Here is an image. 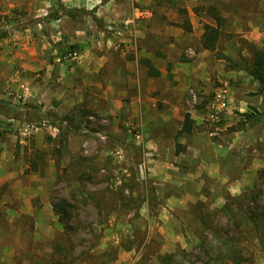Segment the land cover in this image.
Returning <instances> with one entry per match:
<instances>
[{"label":"rangeland","instance_id":"rangeland-1","mask_svg":"<svg viewBox=\"0 0 264 264\" xmlns=\"http://www.w3.org/2000/svg\"><path fill=\"white\" fill-rule=\"evenodd\" d=\"M149 5L198 33L181 54L190 74L167 101L141 112L128 107L130 92L121 112L106 113L102 102L91 105L79 57L63 61L78 82L73 100L58 101L51 84L47 100L30 102L23 85L15 107L0 100V157L15 154L25 173L49 179L48 210H30L40 195L1 181L0 264H30L32 253H49L46 264H264V99L248 71L264 49V0ZM216 12L224 22L210 50L202 37ZM58 14L82 26L90 19L84 7L61 0H0V42L13 36L16 46L39 45L46 21ZM63 42L61 56L75 45L84 51L83 43ZM221 87L229 106L216 117ZM247 112L261 120H246ZM187 114L191 132L182 130ZM30 138L31 145L21 142ZM62 200L71 205L67 221L53 209Z\"/></svg>","mask_w":264,"mask_h":264},{"label":"crops","instance_id":"crops-1","mask_svg":"<svg viewBox=\"0 0 264 264\" xmlns=\"http://www.w3.org/2000/svg\"><path fill=\"white\" fill-rule=\"evenodd\" d=\"M61 1L68 7H84L90 15L88 25L82 26L69 19L67 14H58L46 21L39 45L33 40L34 45L28 42L16 46L13 36L0 42V100H9L4 104L16 106V96L23 93L22 85L27 89L25 98L30 102L51 97L47 88L50 84L59 87L55 93L58 101L73 100L78 82L69 80L70 72L65 70L63 61L67 56H61L59 52L63 40L85 45L84 51L79 50L78 59L81 58L79 62L88 78L82 77L80 82L84 86L87 84L91 105L102 102L106 113L121 112L126 107L124 97L130 92L128 107L141 112L150 104L156 107L158 101L172 97L175 83L181 76L186 78L190 74L181 54L198 33H186L170 24L165 20H170V13L167 17L160 11L149 10L152 0ZM80 88L83 90V85ZM28 94L32 95L28 97ZM21 142L26 146L33 141L30 138ZM2 180L18 193L40 195L39 205L31 204L27 207L30 210H48L49 179L47 176L43 179L37 173H25L15 154L0 157V184ZM43 234L47 238L48 229L41 231ZM32 254L36 259L39 256L40 261L35 259L30 264H46L41 259L49 253Z\"/></svg>","mask_w":264,"mask_h":264},{"label":"trees","instance_id":"trees-1","mask_svg":"<svg viewBox=\"0 0 264 264\" xmlns=\"http://www.w3.org/2000/svg\"><path fill=\"white\" fill-rule=\"evenodd\" d=\"M67 13H71V11H67ZM214 18L216 20V24L206 23L204 25V33L202 37V44L204 48L214 50L217 47V43L219 37L221 35V26L224 22V17H222L219 13H214ZM186 28L191 30V25H187ZM78 46H72L70 51L77 50ZM249 73L252 74L259 83V93L263 96L264 99V49H259L254 57H253V65L248 69ZM10 105V104H6ZM12 106V105H10ZM14 107V106H12ZM246 120L248 121H259L261 118L259 117V112H247ZM193 128V120L190 114L186 115L183 129L186 132H191ZM70 203L67 200H62L56 202L53 205L54 211L60 215V219L63 221H67L70 218Z\"/></svg>","mask_w":264,"mask_h":264},{"label":"built area","instance_id":"built-area-1","mask_svg":"<svg viewBox=\"0 0 264 264\" xmlns=\"http://www.w3.org/2000/svg\"><path fill=\"white\" fill-rule=\"evenodd\" d=\"M190 52H192L190 50ZM79 51L78 50H74V51H69L66 56L69 58H78L79 57ZM198 95L197 93H195L194 91H192V100L193 101H197ZM212 106L214 108V114L216 117L219 116V114H221L224 110H226L229 106V90L226 87H221L220 89H218L215 93L214 96V101L212 103ZM89 119L92 122L97 121V117L95 115H91L89 117ZM105 121V120H103ZM48 122L47 121H43L41 123L42 127H48ZM102 138H105V136H102Z\"/></svg>","mask_w":264,"mask_h":264}]
</instances>
